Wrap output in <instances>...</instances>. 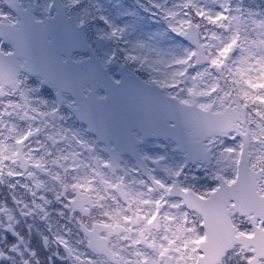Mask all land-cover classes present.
<instances>
[{
  "label": "snow or ice",
  "instance_id": "1",
  "mask_svg": "<svg viewBox=\"0 0 264 264\" xmlns=\"http://www.w3.org/2000/svg\"><path fill=\"white\" fill-rule=\"evenodd\" d=\"M55 9L51 0L46 15ZM70 10L89 17L71 43L94 25L100 40L124 38L102 7ZM147 10L162 30L124 59L183 120L191 168L161 158L159 169H118L116 155H100L104 141L87 138L95 117L76 109L65 68L11 69L0 84V264H264V0H149ZM0 54L15 56L6 41Z\"/></svg>",
  "mask_w": 264,
  "mask_h": 264
},
{
  "label": "flooded vegetation",
  "instance_id": "2",
  "mask_svg": "<svg viewBox=\"0 0 264 264\" xmlns=\"http://www.w3.org/2000/svg\"><path fill=\"white\" fill-rule=\"evenodd\" d=\"M49 2L0 0V13L9 14L16 21L13 25L0 19V42H8L15 52L12 57L0 54V84L9 82L11 69L18 74L31 72L34 67L46 72L48 64L55 63L65 68L72 81L77 91L76 109L82 116L87 118L81 105L88 103L98 118L107 120L106 134L98 131L100 126L96 125L87 136L93 142L97 138L104 141V151L100 152L103 158L111 160L113 153L118 169L129 173L159 169L161 158L169 167L191 168L193 161L186 160L180 148L181 144L187 146L186 125L180 127L178 115L171 114L161 95L146 85L150 74L124 59L139 55L136 48L126 43L130 34L150 37L162 30V25L147 10L149 0H83L93 15L102 7L105 15L127 31L123 39L100 40L97 34L103 31V26L94 25L87 33L79 34V43H71L72 30L80 19L89 17L71 12L74 0H54L56 9L49 17L45 11ZM34 9L45 14L35 17ZM37 19L43 23H37ZM4 50H8V45ZM117 79L121 81L119 88L112 86ZM48 91L52 96L44 95L42 99L51 103L57 91L54 87ZM169 120L175 123V128L168 125ZM82 125L86 126V122L80 119L70 123L77 131Z\"/></svg>",
  "mask_w": 264,
  "mask_h": 264
},
{
  "label": "water",
  "instance_id": "3",
  "mask_svg": "<svg viewBox=\"0 0 264 264\" xmlns=\"http://www.w3.org/2000/svg\"><path fill=\"white\" fill-rule=\"evenodd\" d=\"M81 108L84 109L83 114L86 117H87L88 112H92L94 114L95 118L93 120V125L95 124L94 126H96V125L100 126L98 131H101L104 134H106L109 131V128H108L109 126L107 125L108 124L107 120L105 118H100V117L98 118L97 115H95L96 113L91 110L90 105L88 103H82ZM102 115H104V113ZM178 123L180 124V127H181V125H185L183 120L179 116H178ZM179 132L181 133L183 131L179 128Z\"/></svg>",
  "mask_w": 264,
  "mask_h": 264
},
{
  "label": "rangeland",
  "instance_id": "4",
  "mask_svg": "<svg viewBox=\"0 0 264 264\" xmlns=\"http://www.w3.org/2000/svg\"><path fill=\"white\" fill-rule=\"evenodd\" d=\"M148 36H142L141 34L140 35H129V38H127L126 40V43H129L130 46L136 48V45L141 43V42H145L148 40ZM179 41H168L165 43V47H173V46H176V45H179ZM137 53H139L140 55V52L137 50ZM145 55H147V53H145Z\"/></svg>",
  "mask_w": 264,
  "mask_h": 264
}]
</instances>
